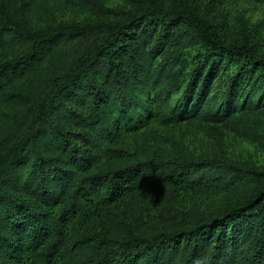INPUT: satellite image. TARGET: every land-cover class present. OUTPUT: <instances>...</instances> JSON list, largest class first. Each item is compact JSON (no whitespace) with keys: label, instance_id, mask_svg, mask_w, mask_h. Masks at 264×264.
Wrapping results in <instances>:
<instances>
[{"label":"trees","instance_id":"trees-1","mask_svg":"<svg viewBox=\"0 0 264 264\" xmlns=\"http://www.w3.org/2000/svg\"><path fill=\"white\" fill-rule=\"evenodd\" d=\"M35 1L0 0V264H264V163L158 130L264 149V50L194 10Z\"/></svg>","mask_w":264,"mask_h":264},{"label":"rangeland","instance_id":"rangeland-1","mask_svg":"<svg viewBox=\"0 0 264 264\" xmlns=\"http://www.w3.org/2000/svg\"><path fill=\"white\" fill-rule=\"evenodd\" d=\"M105 7L128 8L135 2L156 9L181 8L194 10L212 22L226 36L249 40L264 50V1L256 0H97ZM106 15V14H105ZM36 22L66 20H96L101 18L65 0H36L29 11ZM173 136L180 146L212 147L222 144L227 150L247 159L264 163V149L239 138L218 123L182 122L158 129ZM131 146L135 141L129 140ZM166 145L167 141L165 142ZM220 197L200 199L202 204L219 201Z\"/></svg>","mask_w":264,"mask_h":264}]
</instances>
